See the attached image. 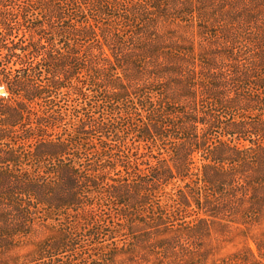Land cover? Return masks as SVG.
<instances>
[{"label": "trees", "instance_id": "1", "mask_svg": "<svg viewBox=\"0 0 264 264\" xmlns=\"http://www.w3.org/2000/svg\"><path fill=\"white\" fill-rule=\"evenodd\" d=\"M0 91V253L49 232L16 264L264 219V0H0Z\"/></svg>", "mask_w": 264, "mask_h": 264}, {"label": "rangeland", "instance_id": "2", "mask_svg": "<svg viewBox=\"0 0 264 264\" xmlns=\"http://www.w3.org/2000/svg\"><path fill=\"white\" fill-rule=\"evenodd\" d=\"M48 233L37 236L7 253H0V264H16L19 258L33 250L36 243ZM257 241H264V219L248 229L244 226L235 229L225 241L217 240L213 235L207 237L202 247L196 251L181 249L163 256L151 251L147 244H141L132 251L118 254L111 264H220L224 258L247 245L255 248Z\"/></svg>", "mask_w": 264, "mask_h": 264}]
</instances>
